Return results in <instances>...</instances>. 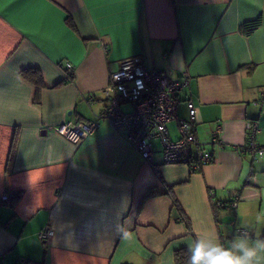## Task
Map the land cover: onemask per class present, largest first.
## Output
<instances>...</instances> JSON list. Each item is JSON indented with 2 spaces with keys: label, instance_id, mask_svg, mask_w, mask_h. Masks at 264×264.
I'll return each instance as SVG.
<instances>
[{
  "label": "crops",
  "instance_id": "0c3cea01",
  "mask_svg": "<svg viewBox=\"0 0 264 264\" xmlns=\"http://www.w3.org/2000/svg\"><path fill=\"white\" fill-rule=\"evenodd\" d=\"M134 55L187 77L177 115L195 103L193 157L203 149L210 162L165 163L154 139L148 163L106 119L77 143L48 129L95 119L110 73ZM248 121L264 149V0H0V199L20 191L14 206L0 201V264H176L198 234L264 239V153L245 148ZM167 128L176 139V120ZM150 188L159 194L144 198Z\"/></svg>",
  "mask_w": 264,
  "mask_h": 264
},
{
  "label": "built area",
  "instance_id": "2783aa9c",
  "mask_svg": "<svg viewBox=\"0 0 264 264\" xmlns=\"http://www.w3.org/2000/svg\"><path fill=\"white\" fill-rule=\"evenodd\" d=\"M66 68L72 69L73 66L67 62ZM186 83V76L170 79L166 71L148 69L143 58L134 55L121 60L118 68L110 73L109 82L103 89L107 103L97 112L95 119H70L48 126V129L77 143L91 135L100 121L106 119L148 163L153 164L152 143L154 139H158L165 163H185L196 168L210 162L212 155L200 149L196 157H193L192 148L197 141L195 103L192 100L187 101L186 119L177 115L178 93ZM172 119L176 120L178 128L176 139H171L168 134L167 123ZM246 130L247 151L256 155L264 153V149L254 140L258 130L257 121H248ZM220 131V126H217L211 134V141L222 147ZM208 194L213 199L214 189H209ZM2 199H6V196ZM229 204L235 207L237 197L231 199ZM236 232L239 235H249V232L242 228ZM53 234V228L46 225L38 231L37 236L43 242H48Z\"/></svg>",
  "mask_w": 264,
  "mask_h": 264
},
{
  "label": "clouds",
  "instance_id": "9594fccd",
  "mask_svg": "<svg viewBox=\"0 0 264 264\" xmlns=\"http://www.w3.org/2000/svg\"><path fill=\"white\" fill-rule=\"evenodd\" d=\"M188 252V264H264V239L241 234L225 246L214 235L198 234Z\"/></svg>",
  "mask_w": 264,
  "mask_h": 264
},
{
  "label": "trees",
  "instance_id": "16d2710c",
  "mask_svg": "<svg viewBox=\"0 0 264 264\" xmlns=\"http://www.w3.org/2000/svg\"><path fill=\"white\" fill-rule=\"evenodd\" d=\"M261 24V17L257 16L253 19L246 20L239 25V32L244 35H249ZM22 74L25 78L32 81L37 87L42 85V76L38 69L27 68L22 70ZM159 194L157 189L150 188L146 192L144 198L156 196ZM20 198V191H9L6 199H0V201L7 203L10 206H14ZM174 206L180 208L174 199ZM189 252L187 248H179L174 252V261L176 264H188ZM13 264H43L40 260H35L28 257H18Z\"/></svg>",
  "mask_w": 264,
  "mask_h": 264
}]
</instances>
